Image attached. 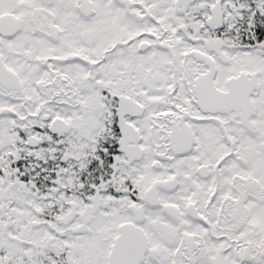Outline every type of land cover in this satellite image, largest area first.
Listing matches in <instances>:
<instances>
[{
	"label": "snow or ice",
	"instance_id": "6c2138e0",
	"mask_svg": "<svg viewBox=\"0 0 264 264\" xmlns=\"http://www.w3.org/2000/svg\"><path fill=\"white\" fill-rule=\"evenodd\" d=\"M0 264H264V0H0Z\"/></svg>",
	"mask_w": 264,
	"mask_h": 264
}]
</instances>
